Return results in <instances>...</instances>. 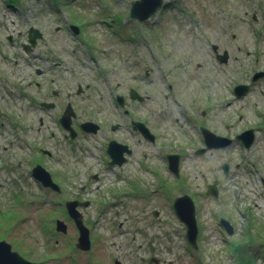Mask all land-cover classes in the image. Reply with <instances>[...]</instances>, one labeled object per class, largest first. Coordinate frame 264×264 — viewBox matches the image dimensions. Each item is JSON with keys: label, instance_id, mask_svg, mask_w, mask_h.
<instances>
[{"label": "rangeland", "instance_id": "374dc122", "mask_svg": "<svg viewBox=\"0 0 264 264\" xmlns=\"http://www.w3.org/2000/svg\"><path fill=\"white\" fill-rule=\"evenodd\" d=\"M12 1L0 0V110L13 121L12 126L7 122L0 126V150L7 146L0 156H9L12 166L0 170V223L10 217L19 221L14 230L33 236L29 242L35 238L34 247L46 238L53 241L54 226L49 220L59 215L51 200L55 196L35 185L25 165V159L37 156L42 147L52 153L48 166L66 191L91 202L84 211L94 241L90 254L79 253L77 235L70 229L56 247L43 244L39 248L42 259L57 256L43 264H71L73 258L75 264H87V260L114 264V259L122 264H154L151 257L159 259V264H264V249L255 255L257 243L264 242V81L253 82L241 99H235L231 91L234 82L249 81L250 72L264 70V0H163L144 22L130 17L132 0ZM29 27L42 35L30 50L24 46L29 44ZM212 44L229 50L236 60L220 63ZM53 62L58 65L46 76L36 77L37 67L46 69ZM43 77L45 97L52 88L59 91L54 98L57 107L49 114L39 108L33 85ZM166 82L185 102L198 90L196 112L208 109L204 122L214 134L233 137L253 128L252 145L245 148L233 142L195 154L188 138L190 134L194 139L193 132L179 142L170 139L168 125L160 128L162 121L154 124L155 118L149 116L151 107L169 103L159 94L167 92ZM129 88L141 96L156 91V105L148 99L130 100ZM116 95L124 97L130 115L148 122L160 136L153 146L142 143L141 149L135 148L138 152L119 167L107 164L104 141L111 136L133 138L124 129L113 133L107 125L126 123L129 118L119 110ZM67 101L77 122L94 121L105 128L73 144L62 141L56 117ZM194 119L197 128L203 127L202 121ZM169 149L183 152L181 173L191 188L169 183L173 177L165 162L154 156ZM144 153L150 156L144 157L150 172H144L138 162ZM224 163H228L225 174ZM213 181L218 182V199L198 198L200 230L194 249L167 201L183 191L203 192L205 184ZM219 215L233 221L234 236L217 231ZM23 217L28 218L20 221ZM42 225L51 228L43 230ZM238 243L245 244L242 250L233 246Z\"/></svg>", "mask_w": 264, "mask_h": 264}, {"label": "flooded vegetation", "instance_id": "af4514ba", "mask_svg": "<svg viewBox=\"0 0 264 264\" xmlns=\"http://www.w3.org/2000/svg\"><path fill=\"white\" fill-rule=\"evenodd\" d=\"M254 18V17H253ZM256 19V18H254ZM30 28H34V27H29L28 30ZM36 29V28H34ZM27 30V36H28V43H29V33ZM37 32L40 34V37H37L35 39V43L33 46H35L36 42L38 39L41 40V32H39L38 29H36ZM31 34H33V32H31ZM25 45H29L28 48H26ZM24 46L26 49H29L32 47V45L29 43H24ZM212 51L215 55V58L220 62V63H224L226 64L227 62H229L231 59H233L234 61L236 60V56L234 55H230L229 50L227 49H223L222 51L219 50V47L215 44L211 45ZM225 54V61H220V56ZM58 65L57 63L53 62L52 64H48V66L46 67V69H44L43 67H37L35 70V74L36 77L38 78L39 76H46L48 70H50L51 68H53L54 66ZM248 76H250L249 81L248 80H242V81H236L233 83L231 91L233 94V97L235 99H241L242 97H244L251 89L252 83L256 82L257 80L262 79L264 81V70H255L252 71L248 74ZM52 82V81H51ZM152 82V80L150 81ZM243 84L245 86L244 92L240 94V96H237L236 93V86ZM33 85H35V89L37 92V104L39 106L40 109L42 110H47L48 114H49V110H54L57 107V103L54 101V98H57L59 95V91L55 90V89H51L49 92V96L45 97L44 96V77L39 81L36 80L35 82H33ZM166 86V90L167 92L163 91L161 93H159L164 101H168L169 103H165V105L163 107H159L156 108L155 106L151 107L149 110V116H153L155 118V122L154 124H156L158 121H162L159 124L160 128H163V126L165 127L166 125H168V129L166 130L164 128V130H166L169 133V137L172 140H175V142H179L180 137H184L187 139L185 134H188V132H193L194 133V139L190 136V134H188V138L189 140H191V145L195 148L194 152L195 154H201L204 153L207 149L210 150L211 148H220L221 146H216V147H209V145H207V143L204 140V129H208L210 132H212V128L211 126H208L207 123L204 122L205 117L207 116V112L208 109L206 108H199V112L197 111V107H196V102L197 97H195L194 94H196V92H198L197 89H195L194 91L191 92V94H189L190 96H186L187 97V102H185L182 98V96L173 91V85L170 84L169 82H166L165 84ZM131 90L133 91V94L135 95V98L131 97ZM80 89H78V91H76V93H79ZM193 93V94H192ZM117 96L121 97V101L117 100ZM156 91L153 92V94L151 96H141L140 94H138V92L133 89V88H129L128 90V97L130 100L132 101H136L137 103H141L142 101L148 99L149 101H153V104L156 105ZM115 101L117 103V106L119 107V110L122 112L123 116L128 115V121L126 123L123 122H110L107 125H110V129L113 131L118 130V129H124L125 131H128V135L131 136L133 138V141L130 139H117L113 136L108 137L104 142V151L105 153L108 155L109 160L107 159L106 162L109 166H122L123 164L125 165V163H128L130 157L138 152V151H134L136 149H141V145L143 143V145H155L157 138H160L159 133H156L155 130H153L151 128V126L148 124V122L141 120L139 117H135L129 114V109L126 108V101L124 99L123 96L121 95H116L115 97ZM5 102H7V100L5 99ZM191 102L193 104H191ZM48 104V106L46 105ZM70 106L73 115L70 116V128L67 129L65 128L61 122L60 119L64 113V111L66 110V108ZM5 109V108H4ZM58 116L56 117V121L60 126V129L62 131V141H64L67 144H73L74 142L77 141L78 138H85L87 136H93L96 135L100 132L101 128L104 126L105 128V124H99L96 122H90V121H80L77 122V119H75L76 113L71 105L70 102H66L65 107L63 110H61L60 108L58 109ZM8 114H10L9 112H7ZM194 117H197L200 121L203 122V127H201L200 129L197 128L194 124ZM168 121H171V123H169ZM8 123L9 125L12 123L13 121L10 120V118L7 116L5 110H0V126H3L4 123ZM39 122L42 125V118H39ZM85 123V126H82ZM139 123L143 124V126H145L147 128V130H144L145 127H143L142 125H140ZM162 123H164V125H162ZM123 126V127H122ZM40 129V127H39ZM248 129H252L254 132L253 128H247V129H243L241 132L239 133H234L233 137L231 135H227V134H223V135H217L219 137H223L225 138L222 141H219V144H223V141L227 140V144L224 145V147L230 145L231 143H242V141L240 139L237 138V135H239L240 133H242L245 130ZM192 130V131H191ZM184 132V133H182ZM214 134V132H212ZM12 135V134H10ZM51 135H53V133H51ZM255 135V134H254ZM7 137V136H6ZM254 140V138H253ZM253 140L250 144V146L253 143ZM198 143V146H195L194 144ZM203 143V144H202ZM244 146V145H243ZM136 148V149H135ZM246 148V147H245ZM3 149L4 150H0V154L6 152L5 150L7 149V146L4 144L3 145ZM40 153L37 156H32L31 158H26L25 159V165L26 167H28V172L31 175L34 183L36 186L39 187L40 190H42L43 192H47L49 193V195H54L55 197L52 198V202L54 204V207H56V211L58 212V216L57 217H53L51 218L49 221L51 223V227L54 226V234H53V241L50 240L49 238H46L45 240H43L41 243L43 244H49L53 247H56L59 243H60V239L61 237H66L68 234V231L74 230L73 233H76V243H77V237H78V229L76 227V224L74 222V220L68 215V212L66 210V202L67 201H76L77 202V210L80 212L81 216H82V224L89 230V240H90V248L86 251L84 250H80L76 247V243H75V248L77 251H79V253H91L92 249H93V237L91 236L92 233V225H90L89 220L86 218V214L85 211L89 205L91 204V202L87 199V198H82L80 194L78 193H74L72 194L69 191H66L65 189V184H61L59 179H57L54 175L55 172L51 171L50 167L48 166V161H50L53 158L52 153L49 150L43 149L42 147L39 148ZM116 152L118 153L117 155L119 156V160L121 162H114V163H110L112 161V156H111V152ZM144 151V149H143ZM161 153H157L155 154V158L158 155L166 164V168L168 170V174L171 175L173 177V181H169L170 182H177V186L178 188L181 187H188L187 182L183 179L182 177V173H181V158L184 155L183 152H181L180 150H173V149H169L167 151H160ZM182 153V154H181ZM148 153H144L143 156L141 158H138V162L140 163V165L142 164L143 167L140 166V168L145 172H150L152 170V167L150 166V164H146L145 162V158L147 159ZM3 157H5V160L3 161V163H1L0 165V170L2 169H10V167H12L10 165V160L11 158L9 156L6 155H2L0 156V161H2ZM145 157V158H144ZM150 159V158H149ZM170 164L174 165L177 164V169L176 171L172 170L170 168ZM227 166V171L224 172L228 173V163H224ZM223 164V165H224ZM17 165H20V161L17 163ZM36 165H40L42 166L44 169H46L50 175L51 178L53 180V182L56 184V186L58 188L56 189H52L51 187H45L42 185V183L38 180H36L34 178V176L32 175V169L36 166ZM223 165H222V169H223ZM152 173L157 174L156 170L152 171ZM92 177L94 179H97V175H92ZM159 178V177H158ZM135 180V179H134ZM145 179L142 178V182L144 183ZM261 181L264 183V179L262 178ZM69 185L72 183H68ZM214 185L215 190H216V195L214 194H208V190H209V186ZM159 187V186H158ZM71 187H68V189H70ZM191 188V187H188ZM80 189H84L83 187H80ZM183 193V194H182ZM212 193V192H211ZM63 197H62V196ZM183 195H187L191 198L193 204H194V215L197 218L198 215V210H199V206H198V198L200 197H210V198H216L218 199V182L217 181H213V183H206L205 184V190L203 192H191L189 190L187 191H183L181 192L179 195H175V197L171 198L169 201H167V203L169 204V210L170 212L173 213L174 216L177 217V215L175 214V210H174V200L177 197L183 196ZM195 199H193V197ZM146 199V198H144ZM56 205V206H55ZM53 207V208H54ZM213 215L215 214V211H212ZM159 212L154 210L153 211V215L154 216H158ZM61 215V216H60ZM227 216V215H226ZM28 217H23L22 220L20 221H26ZM220 218H225L230 225L233 228V233L231 235H228L225 228L223 226H221L220 224ZM178 219V217H177ZM60 220L62 221L65 225H66V231L62 232V231H57L56 230V221ZM179 220V219H178ZM180 221V220H179ZM18 222L19 221H15L13 219V217H10L6 220L5 223H0V241H5L9 246H10V250L12 252H16L25 262H27L28 264H43L45 261V259H48V261L51 260H55L57 259V256H50V257H38V253L41 249V247H43V244H41L39 247L36 246V240L35 238L32 239L31 242H29V239L33 236L31 235H27L26 233L24 234H19L20 230L19 229H15L14 227H18ZM181 222V221H180ZM40 224V223H39ZM39 224L36 226V228L39 226ZM183 230H184V235H185V231L186 228L184 226V224L181 222ZM216 224H217V231H219L220 233H222L223 235H227V236H234L237 232L235 224L233 223V221L229 218V216L224 217V216H218L216 218ZM249 224V223H248ZM49 226V225H48ZM48 226H41V229L45 230V228L50 229ZM9 227V228H8ZM199 225H198V234H199ZM40 231V230H38ZM244 231V230H243ZM56 236V237H55ZM198 237V235H197ZM68 241L70 242L71 239H68ZM72 242V241H71ZM74 242V241H73ZM245 245V244H244ZM244 245H240L235 244L233 246L237 247V249L242 250ZM252 247H254V245H251ZM40 248V249H39ZM262 249H264V242H259L257 243V249H256V253L255 255H259V253L262 251ZM34 255H37V257H35ZM114 264L116 261H119L118 259H114ZM120 262V261H119ZM150 262H154V264H159V259L155 258V257H151ZM76 263V258L72 259L71 264H75ZM93 262L91 260H87V264H92ZM99 263V261L97 262ZM54 264V263H53ZM120 264H122L120 262Z\"/></svg>", "mask_w": 264, "mask_h": 264}, {"label": "water", "instance_id": "95a60500", "mask_svg": "<svg viewBox=\"0 0 264 264\" xmlns=\"http://www.w3.org/2000/svg\"><path fill=\"white\" fill-rule=\"evenodd\" d=\"M162 3L163 0H132L130 3L129 15L132 19H135L140 22H144L155 14V12L163 5ZM72 28L74 29V31H76L75 27ZM31 32H33V34H31ZM28 33H29V43L33 46L35 43V39L37 37H40V34L34 28H30L28 30ZM25 46L26 48L29 47V45H25ZM225 54L226 53L220 56V61L222 62L225 61L226 59ZM244 89L245 86L243 84L236 86L235 90L237 96H240V94L244 92ZM131 97L135 98V95L133 94L132 90H131ZM117 100L122 102L121 97L119 96H117ZM46 105L48 106V104ZM72 115L73 112L70 106H68L60 119L61 124L67 129L70 128V116ZM139 124L143 126V124L141 123ZM82 126H85V123ZM144 130H147V128L145 127ZM237 138L242 141L244 147L248 148L254 138V132L252 129L245 130L239 135H237ZM224 139L225 138L213 134L208 129H204V140L207 143V145H209V147L224 146L225 144H227V140L223 141L224 142L223 144H219V141H222ZM110 154L112 156V161L110 163L121 162L119 160L118 153L113 151ZM170 168L176 171L177 164L174 165L170 164ZM223 170L224 172L227 171L226 164L223 165ZM32 175L36 180L40 181L43 186L51 187L52 189L58 188L56 184L53 182L50 173L42 166L36 165L32 169ZM208 194L216 195V190L214 185L209 186ZM65 206L68 215L74 220L76 227L78 229L76 247L80 250L86 251L90 248L89 230L82 224V216L76 208L77 202L67 201ZM174 210L178 219L184 224L186 228L185 231L186 241L189 243V245H191L194 249H196L198 226L196 222V217L194 215V204L191 198L187 195L177 197L174 200ZM220 224L225 228L228 235H231L233 233L232 226L225 218H220ZM56 230L65 232L66 225L62 221L57 220ZM0 264H28V263L25 262L16 252H12L10 250V246L5 241H0ZM115 264H120V262L116 261Z\"/></svg>", "mask_w": 264, "mask_h": 264}, {"label": "trees", "instance_id": "16d2710c", "mask_svg": "<svg viewBox=\"0 0 264 264\" xmlns=\"http://www.w3.org/2000/svg\"><path fill=\"white\" fill-rule=\"evenodd\" d=\"M9 2H11L12 0H8ZM12 2H14V1H12Z\"/></svg>", "mask_w": 264, "mask_h": 264}]
</instances>
